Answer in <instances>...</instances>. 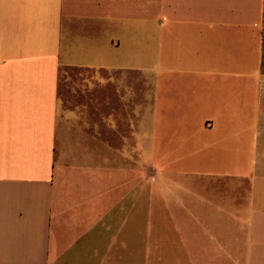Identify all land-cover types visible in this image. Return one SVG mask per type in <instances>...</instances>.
I'll return each mask as SVG.
<instances>
[{
  "label": "crops",
  "instance_id": "crops-1",
  "mask_svg": "<svg viewBox=\"0 0 264 264\" xmlns=\"http://www.w3.org/2000/svg\"><path fill=\"white\" fill-rule=\"evenodd\" d=\"M0 264H264V0H0Z\"/></svg>",
  "mask_w": 264,
  "mask_h": 264
},
{
  "label": "rangeland",
  "instance_id": "rangeland-1",
  "mask_svg": "<svg viewBox=\"0 0 264 264\" xmlns=\"http://www.w3.org/2000/svg\"><path fill=\"white\" fill-rule=\"evenodd\" d=\"M122 108H123V106L121 105V100H120L119 96H116V111H119V110L121 111ZM118 117H119V119H122L121 115H119ZM123 131H124L123 127L116 129V135H119Z\"/></svg>",
  "mask_w": 264,
  "mask_h": 264
}]
</instances>
